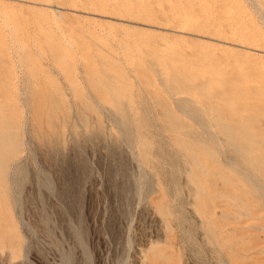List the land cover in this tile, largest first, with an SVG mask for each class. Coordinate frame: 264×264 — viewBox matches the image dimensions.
<instances>
[{
    "label": "rangeland",
    "instance_id": "obj_1",
    "mask_svg": "<svg viewBox=\"0 0 264 264\" xmlns=\"http://www.w3.org/2000/svg\"><path fill=\"white\" fill-rule=\"evenodd\" d=\"M0 264H264V0H0Z\"/></svg>",
    "mask_w": 264,
    "mask_h": 264
},
{
    "label": "bare ground",
    "instance_id": "obj_2",
    "mask_svg": "<svg viewBox=\"0 0 264 264\" xmlns=\"http://www.w3.org/2000/svg\"><path fill=\"white\" fill-rule=\"evenodd\" d=\"M181 15V14H180ZM184 23V22H183ZM185 24H186V21H185ZM184 25V24H183Z\"/></svg>",
    "mask_w": 264,
    "mask_h": 264
}]
</instances>
